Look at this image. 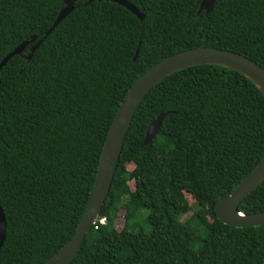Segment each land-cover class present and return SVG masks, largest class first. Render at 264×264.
<instances>
[{
  "label": "trees",
  "instance_id": "obj_1",
  "mask_svg": "<svg viewBox=\"0 0 264 264\" xmlns=\"http://www.w3.org/2000/svg\"><path fill=\"white\" fill-rule=\"evenodd\" d=\"M125 1L142 21L111 2L77 0L30 61L35 42L0 71V264H44L73 237L115 113L147 69L199 47L264 69V0H215L208 15L197 14L201 0ZM63 3L0 0V62L41 39ZM159 115L155 139L142 146ZM263 156L264 96L253 83L213 65L173 73L134 113L98 216L105 224L95 222L70 264H264V226L234 228L214 213ZM185 192L197 210L182 222ZM120 210L126 226L116 231ZM238 211L264 212V183ZM139 219L149 232L135 229Z\"/></svg>",
  "mask_w": 264,
  "mask_h": 264
},
{
  "label": "water",
  "instance_id": "obj_2",
  "mask_svg": "<svg viewBox=\"0 0 264 264\" xmlns=\"http://www.w3.org/2000/svg\"><path fill=\"white\" fill-rule=\"evenodd\" d=\"M76 1L77 0H64L63 8L59 11L54 23L44 33L43 37L39 40H37L36 37H32L30 41L23 42L16 47L2 59L0 62V71L13 57L20 56L29 44L35 42L25 58L27 61H30L33 53L38 49L40 44L52 33L63 19L72 13ZM101 1L111 2L123 7L139 21L143 20V15L125 0H87V4ZM214 1L215 0H201L197 14L204 12L205 15H208L213 9ZM137 55L138 50L135 52L133 61L136 60ZM201 65H213L233 70L253 83L264 96V69L250 59L226 50L213 47H199L166 57L147 69L129 88L115 113L100 155L93 187L75 234L44 264H70L78 255L85 235L97 221L99 213L109 194L124 140L131 125L134 113L144 98L166 77L183 69ZM163 118L164 115H159L148 125L142 146L152 143L157 135L158 128ZM263 183L264 156L256 168L244 180L237 184L227 196L219 197L216 200L214 203V213L217 219L224 225H230L239 229L263 227L264 212L244 215L238 211L241 202ZM5 230V217L0 207V250L4 244Z\"/></svg>",
  "mask_w": 264,
  "mask_h": 264
},
{
  "label": "rangeland",
  "instance_id": "obj_3",
  "mask_svg": "<svg viewBox=\"0 0 264 264\" xmlns=\"http://www.w3.org/2000/svg\"><path fill=\"white\" fill-rule=\"evenodd\" d=\"M133 169H134L133 164L126 165V171L128 174L131 173ZM126 185L130 191H133L135 188L134 181L130 178L126 179ZM184 198L186 199L189 207L191 208V211L187 215L182 216L180 218L182 222H185L186 220H188L193 215V213L197 210V205L195 201L188 193L186 192L184 193ZM147 214H148L147 211H143L140 216L141 218H144L147 216ZM135 224L137 225V227L135 228L137 230H142L144 232H149L150 230V228L146 224L143 223L142 219L135 221ZM125 226H126V215L123 210H120L118 213L117 219L114 221V228L116 229V231H122Z\"/></svg>",
  "mask_w": 264,
  "mask_h": 264
},
{
  "label": "built area",
  "instance_id": "obj_4",
  "mask_svg": "<svg viewBox=\"0 0 264 264\" xmlns=\"http://www.w3.org/2000/svg\"><path fill=\"white\" fill-rule=\"evenodd\" d=\"M98 223L100 225H104L105 224V219H97Z\"/></svg>",
  "mask_w": 264,
  "mask_h": 264
}]
</instances>
